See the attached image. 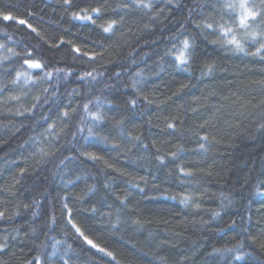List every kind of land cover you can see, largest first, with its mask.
Masks as SVG:
<instances>
[{
  "label": "trees",
  "instance_id": "16d2710c",
  "mask_svg": "<svg viewBox=\"0 0 264 264\" xmlns=\"http://www.w3.org/2000/svg\"><path fill=\"white\" fill-rule=\"evenodd\" d=\"M121 2L122 0H74L80 7H98L104 4L109 9L106 18L115 19L120 17L111 16V10ZM197 3L203 7L197 8ZM179 4V8L169 7L163 0H154L153 9L147 14L143 10L129 8L120 28L122 35L118 33V43L109 48L108 44L112 42H104L98 31L81 28L79 22H72L71 14L79 11V8H66L63 0H0V9L11 10L13 15L28 19L49 41L63 35L66 40H72L81 46L87 42L89 50L95 47L93 42L103 43V48L95 47L96 51H104L103 59H98L95 67L103 71L100 68L103 64L111 72H124L120 83L129 85L115 94L118 100L132 95L130 77L136 72H142L144 86L139 93L140 100L136 109L137 113L142 112L143 115L132 114L127 130L132 135H142L151 152H155L152 147L154 139L158 142L156 147L162 153L176 151L178 144L183 145L186 151L181 156L180 163L186 170L191 169L194 173L190 184H182L175 175H167L169 169L157 170L154 158L151 164L147 159H141L148 157L150 152L121 141L115 129L105 126L103 131H96H100L101 135H108L112 143L124 144L123 150L113 149L111 144H101L93 139L89 140L85 148H81L85 141L82 137H77L79 143L73 141L76 149L95 152L104 159L95 165L93 162H74V166L66 170L65 175V179L71 177L74 183L64 188L63 183L57 179L53 185V162L38 163L32 154L41 146L49 149V145L41 144V141L55 137H41L39 134L44 128L37 127L35 120L26 118L27 114L15 115L17 110L23 111L30 107L32 97L39 93L33 89L24 96L20 88L14 89L9 83L11 95H18L21 100H8L9 92L0 97V211L11 217L0 219V242L5 237H15L8 239L9 251L3 256L8 264H24V261L37 254L41 244H45L46 251L50 253L54 241L48 237L53 236L61 241V251L64 250L65 241L73 246L74 252L69 253L72 255L69 264H91L92 260L103 264L98 256L93 257L86 250L87 246L82 250L79 240L65 237L59 227L49 231L45 225V219L51 216L61 220V203L59 199H54L57 191L60 196L67 194L71 197L68 203L73 209L75 221L85 228L86 234L91 238L106 243L121 264H129L130 261L132 264H161L159 257H165L167 264H226V258L214 254L213 249L233 247L244 239L245 230L257 237L254 244L246 241L244 251L251 253L249 264H264V249L260 247L264 243V205L261 203L264 198L254 195L258 188L264 193V131L257 130L264 120L259 117L261 109L254 107L264 100V87L255 83L264 80V64L197 39V55L190 62L189 70L177 69L167 53L172 49L173 43L178 48L179 41L184 36L195 33L191 21L198 20L201 11L205 14L211 11L209 0H179ZM189 8L195 10L191 17L188 15ZM27 11L35 15L29 17L25 15ZM157 13L160 14L157 16ZM150 17L155 18V23ZM5 27V23L0 21V43L12 47L14 51H21L25 43H36L22 26L12 23L7 26V35ZM180 33L183 35H179ZM174 35L178 36L176 41L171 39ZM8 36L11 37L10 40ZM129 53H132L136 63L131 62ZM3 54L5 52L0 51V55ZM206 62L216 65V71L211 76L201 75V68ZM121 63L127 65L126 70L119 66ZM91 67L84 64L82 70H91ZM7 82V78H0V83ZM108 83H115V80H109ZM181 84L188 85L185 93L173 95ZM21 87L24 92L28 91L27 86ZM77 87L78 83L68 85V92ZM80 93L88 94L94 102L99 97L104 104L102 111L107 112L109 117L116 115L117 119L120 118L115 110L107 111L105 97L112 99V95L104 88L103 83L95 85L91 92L85 86L80 89ZM144 97L152 100L153 104L146 106ZM197 97L200 98L199 101ZM161 101L165 103H160ZM192 109L196 111L193 112ZM41 111L44 109L36 110L37 119ZM173 116L177 117L175 121H172ZM165 118L168 122L176 123L181 131L184 128H196L208 121L206 128L201 130V135L210 132L219 143H213L206 155L193 151L197 149V140L190 132H185L182 138L179 134L173 137L161 133ZM149 119L151 124L147 122ZM76 120L78 121V117ZM181 120L185 121L183 126L180 124ZM136 125L139 127H135ZM59 127L57 122L58 130ZM83 135H87V132ZM59 136L61 138L58 139L57 147H72L67 144L72 140L71 133H59ZM32 137L35 142L30 139ZM64 154L79 155L76 151H65ZM105 160L114 167L108 168ZM54 163L58 164L59 161ZM20 168H26V175L10 192L7 187L14 183V176L19 177ZM77 175L80 176L79 180L75 179ZM140 176L148 179L147 185L140 182V186L145 188V194L130 189L127 183L132 177ZM153 177L156 179L153 180ZM105 183L110 186L107 191L103 188ZM154 183L159 185V190L153 187ZM93 184L99 192L80 200L79 196L82 190H86V185ZM45 188L52 193V197L47 200L40 195ZM124 189H129L131 193L128 208L120 213L119 230L112 231L108 222L116 220V209L120 207L117 197L125 198ZM161 192L164 196H176L177 199H164ZM185 193L192 197L188 206L179 202V197ZM102 196L105 201L97 203ZM33 197L40 201L42 207L33 205ZM94 204L105 215L93 216L91 208ZM196 204H199L198 208ZM25 205L29 207L25 208ZM17 212L20 215H16ZM33 212H39L40 215L33 218ZM107 213L112 215L108 216ZM213 213L220 215L214 216ZM136 219L141 221L142 227L133 224ZM233 221L236 222V227L230 229L229 225ZM52 264H57L56 257H53Z\"/></svg>",
  "mask_w": 264,
  "mask_h": 264
},
{
  "label": "snow or ice",
  "instance_id": "6c2138e0",
  "mask_svg": "<svg viewBox=\"0 0 264 264\" xmlns=\"http://www.w3.org/2000/svg\"><path fill=\"white\" fill-rule=\"evenodd\" d=\"M163 2L169 6L180 7L179 0H163ZM63 4L66 8L78 7L79 11H74L71 14L72 22H79L81 28H87L90 31L96 30L100 36L103 37L104 42L111 41L108 44L109 48L115 47L118 43L120 28L124 22V14L129 8L137 11L143 10L150 13L153 9L154 0H122L115 8L111 10V16H119V19L106 18L109 15V9L104 4H100L98 7H92L88 5L86 7H80L79 3H74V0H63ZM208 6L211 11L205 14L203 11L199 13V19H193L191 23L194 25L195 33L184 36L179 41V47L173 43L172 49L167 55L172 57L171 63L177 69L188 71L190 68V62L196 58L197 39H203L207 43L217 46L225 51L231 52L235 55H242L244 57L251 58L254 62L264 64V0H209ZM197 8L203 7L201 4H196ZM163 11V10H161ZM195 10L193 8L188 9L189 17L193 16ZM160 13H157L158 16ZM25 15L31 17L35 13L27 11ZM152 22L155 23V18L150 17ZM0 21L4 22L6 27L4 32L7 35V26L12 23L22 26L26 30L27 34L36 41V43H25L24 48L21 51H14L12 47H8L6 44L0 43V51L5 54L0 55V78H7V83H0V97L4 96L5 92H9L8 100L17 101L21 100L18 95H11V90L8 88L10 83L13 88H20L24 96H27L29 92L36 89L39 94L32 97V103L30 107L24 108L23 111L17 110L15 115L26 116L28 119L35 120L37 127H43L44 131L39 135L41 137H55L52 140H42L41 144L49 145V149L41 146L37 152H34L33 158L38 163L46 164L53 162L54 170L51 171V183L55 185L57 179H59L64 188L74 183L73 179L69 177L65 179L66 170L74 166V162L79 161V164H85L86 162H96L103 160L104 158L92 151H80L75 148L73 141L79 143L77 137H82L85 141L81 148H85L90 139L96 140L101 144H111L113 149L123 150L124 144L112 143L108 135H101L100 131H103L105 126H110L111 129H115L121 141L131 144L132 147L137 149H143L145 152H150L148 157H142L141 159H147L151 164L154 158L155 167L157 170L169 169L167 175H175L180 179L181 183H191V177L194 175L191 169H187L180 163L181 156L185 154L183 145H177L176 151L162 153L159 147H156L157 141H152V147L155 148V152H151L148 144L144 143V137L142 135H132L127 130V125L130 122L132 114L137 113L136 106L140 100L139 93L144 86V78L142 72H136L130 77L132 83V95L126 96L123 100H118L116 93L121 92V89L129 87L128 84H121V77L124 72H111L103 64L100 68L103 71L95 67L99 60L104 57V51H96L95 47L103 48V43H96L95 47L89 50L87 42L84 46L74 43L72 40H66L63 35L59 38L53 37L51 41L45 39L41 34V31L35 27L28 19L21 18L20 16L13 15L11 10L0 9ZM100 21V23H98ZM148 27V25H145ZM122 35V33H120ZM179 35H183L180 33ZM10 40L11 37L8 36ZM173 41L178 39V36L171 37ZM132 63H136L132 53H129ZM127 59V58H126ZM88 64L91 70H82L83 65ZM19 65V67H17ZM122 69L127 68L126 64L121 63L119 65ZM216 71L215 63L206 62L201 68V75L211 76ZM107 73V75H106ZM115 80V83H108L109 80ZM72 83H78L77 88H73L71 92H68V85ZM103 83L104 88L112 95V99L105 97L107 104V111H114L119 115V119L116 115L109 117L107 112L102 111L104 104L101 103L100 98L96 97L95 102L92 98H89L88 94L81 95L80 89L85 86L88 87L89 92L97 84ZM264 87V80L256 81ZM21 85L27 86L28 91L24 92ZM47 85V87H44ZM188 88L187 84H181L173 95H181L185 93ZM67 93V95H65ZM135 97V98H133ZM170 100L171 97H168ZM199 97L197 100L199 101ZM207 99V97H205ZM67 100V103H65ZM146 106L153 104L152 100L144 97ZM7 103V100H5ZM160 103H165L161 101ZM91 105V107H90ZM182 107V106H181ZM255 108H260L259 117L264 120V100H261L260 104L255 105ZM93 108L95 110H93ZM37 109H44L39 113L37 119ZM11 111V109H9ZM193 112L196 109H192ZM123 112V114H120ZM78 117V121L76 118ZM177 117L173 116L172 121H175ZM74 121H76L74 123ZM90 121V123H89ZM57 122H59V130L57 128ZM149 124L152 121H147ZM180 124L183 126L185 121L181 120ZM208 125V121L199 124L196 128L188 129L184 128L181 131L174 122H168L165 118L164 128L161 129V133H166L169 136L175 137L177 134L182 138L185 132H190L191 136H194L197 140V149L193 151H199L201 154H207L213 143H219L216 137L210 132H206L201 135V130H204ZM135 127H139L136 125ZM159 127V125H157ZM74 129V131H73ZM100 129V131H96ZM258 131H264V123L259 124ZM87 132V135H83ZM59 133L68 135L71 133L72 140L67 142L68 145H72L71 148L66 145H60L57 147L58 139L61 138ZM35 142V138H30ZM76 151L79 155H65L64 152ZM131 151V149H129ZM84 157L85 159H81ZM59 161L58 164L54 163ZM108 168L114 166L108 161H104ZM174 165L175 167H171ZM151 172V170H149ZM87 175V172L84 173ZM26 175V168L19 169V177H13V184L8 185L7 190L12 191L15 184H19L21 179ZM182 178V179H181ZM76 180L80 179L77 175ZM156 177H153L155 180ZM47 180V178H46ZM133 181H136L135 183ZM140 182L144 185L148 184V179L144 176L132 177L127 181L130 189H136L141 194H145V188L140 186ZM110 186L105 183L103 188L105 191ZM153 187L159 190V185L153 184ZM99 192V189L95 184L86 185V190H82V194L79 196L80 200H84L89 196H95ZM125 198L119 200L120 207L116 209V220L113 222L109 220V225L112 231L119 230L120 213L123 209L128 208V197L131 195L129 189H124ZM45 200L52 197V193L45 188L42 192ZM255 196L264 198V193L257 189ZM161 196L167 200H176V196H164L161 192ZM69 195L60 196V192L57 191L54 199H59L61 203V220L58 221L55 216H51L45 219V225L49 231H54L57 227L64 233L65 237H71L73 240H79L81 243V249L84 246L86 250L91 253L93 257L98 256L103 264H121L117 259V255L114 251L109 250V247L103 241L97 240L86 234L85 228H83L78 222L75 221L73 209L69 207L68 201ZM105 197H101L97 203H103ZM179 202L188 206L192 202V197L188 194H182L179 197ZM231 203V201H229ZM251 203V201H250ZM264 205V199L261 200ZM33 205L37 208L42 207L39 200L33 197ZM197 208L199 204L195 205ZM25 208L29 205H25ZM224 207H227L226 205ZM93 216L105 215L100 212L95 204L91 208ZM16 215H20L19 212ZM39 212H33L32 217L39 216ZM111 216V213H107ZM214 216L220 215V213H213ZM0 219H11L6 216L4 211H0ZM251 217H249V220ZM62 221V225H61ZM133 224L142 227L139 219L133 220ZM236 222L233 221L229 225V228H235ZM19 231V229H17ZM35 232V229H33ZM264 232V230H262ZM151 235V233H150ZM15 239V237H5L3 242H0V264H8V261L3 260V256L9 251L8 239ZM48 239L54 241L51 245V252L46 251L45 244L39 245V250L35 256L31 259L24 261V264H52L53 257L57 258V264H69L72 260L70 252H74L73 246L64 242V250L61 251V241L56 240L55 237H48ZM257 237L252 236L245 230L244 239L233 247H225L222 249H213V253L226 258V264H249V257L251 253L244 251L247 246L246 241H251L253 244L256 242ZM260 247L264 249V243L260 244ZM14 255V253H13ZM161 264H167L165 257H159ZM91 264H97V260H92ZM129 264H132L130 261ZM258 264V262H257Z\"/></svg>",
  "mask_w": 264,
  "mask_h": 264
}]
</instances>
